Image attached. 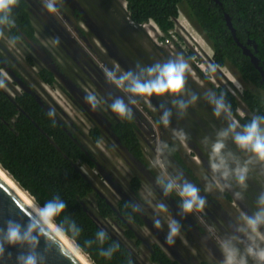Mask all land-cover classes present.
Returning a JSON list of instances; mask_svg holds the SVG:
<instances>
[{"label": "rangeland", "instance_id": "rangeland-1", "mask_svg": "<svg viewBox=\"0 0 264 264\" xmlns=\"http://www.w3.org/2000/svg\"><path fill=\"white\" fill-rule=\"evenodd\" d=\"M32 8V19L37 35L35 41L17 39L15 45L10 43L12 36L4 28L5 37L0 38V73L5 78L6 87L3 88L12 98L21 91L32 92L43 106L49 111L55 109V118L66 126L75 138L87 149L95 161L94 168L82 165L80 168L85 176L91 181L95 192L107 199L115 206L116 202L123 197H127L133 204L142 207L140 211L145 216V224L137 225L131 220H124L127 227L135 232V238H129L124 234V229L116 218H97L100 225L111 232L116 238L122 241L133 253L138 264H156L150 258L151 246L158 243L172 258L177 259L180 264H200L202 260L216 259L223 260L220 250V240L216 237L217 228L213 221L207 219L205 210L203 213L181 214L178 205L181 198L174 191L171 197L176 200L172 203V198L165 196L156 179L161 175L159 167H153L151 161L156 158V146L158 142H173L181 151L185 167L179 165L170 154L166 155V171L170 175H175L177 170L183 172L184 177L197 185L201 189V194L207 196L208 205L214 211L215 205L219 204L223 210H228L227 204L219 189L206 192L205 177L211 179L209 171L200 159V152L196 145L201 143L208 147L207 152H202L209 159L210 146L215 139V133L222 127L227 126V121L218 118L213 114V106L208 103L205 93L209 90L215 91L220 87L235 96L238 102L237 113L248 114L249 110L241 100L240 95L243 89L248 88L264 99V91L258 89L251 83L243 82L237 70L226 64L220 66L214 80L210 79L203 71L207 64H214L212 61L213 50L210 43L202 35L199 28L191 21L187 14L184 1L179 3L178 16L174 18L172 33L176 35L174 44H161L159 31L152 21L146 25L135 24L129 17L126 1L115 0L117 14L113 11L99 10L96 0H81L89 6H98L94 14L103 20L110 22L109 26L115 31L119 29L122 36L132 42L144 56V66L153 65L157 62L163 63L174 58L177 54H183L185 58L194 57L190 60L191 73L188 76L187 87L195 93L199 99L193 105V112L185 111L183 116L170 121L165 127L160 123L161 110L159 104L153 98L137 97V104L132 105L133 114L136 117L138 133L144 150V162L139 163L132 160L120 147L116 138L111 132V124L120 117L113 113L108 105L113 97H123L127 100L128 94L106 80L104 69H118L120 73L126 72V68L121 60L117 58L109 48L93 32L88 31V25L81 19H75L71 12V4L64 0H55L58 12L50 13L44 7L47 0H27ZM102 7L107 5L106 0H98ZM96 4V5H95ZM105 10V9H104ZM111 15H105L108 13ZM107 16V17H106ZM42 19V22L38 20ZM54 18L57 23L50 19ZM51 24L61 26L68 34L70 41L65 42L62 38L60 43L52 36L55 33ZM84 33L89 41L82 39ZM162 35H164L162 33ZM120 45V44H119ZM77 47L91 54L98 69L104 78H99L97 72H91L80 60ZM96 48L99 53L94 52ZM125 50L127 46L121 47ZM114 50V49H112ZM100 54V55H99ZM196 54V56H195ZM51 67L55 71V81L53 85L44 82L38 75L42 67ZM141 66V65H140ZM235 79L240 87L233 83ZM89 92L95 93L105 103H102L96 110H93L84 101V96ZM217 93V92H216ZM171 95H167V98ZM164 97V96H163ZM176 99L177 97H173ZM186 97H179L185 99ZM173 107L172 104L169 105ZM175 111L177 109L174 107ZM188 135L187 142L181 144L173 135L174 130L179 127ZM97 127L100 131L99 140L93 141L89 135V130ZM210 134V135H209ZM201 137V138H199ZM205 138L208 143H205ZM229 145H235L231 140ZM227 142V143H228ZM236 146V145H235ZM197 155V156H196ZM247 154L241 152V159H246ZM257 192L264 190V167L257 164ZM133 177L140 179L139 194H134L130 189V181ZM94 198L90 196L86 199L88 206H93ZM165 203L168 211H160L156 205ZM253 210L247 208L245 200L240 203L238 212L243 215H251L257 210V198L251 199ZM215 212V211H214ZM217 215V214H216ZM222 221V217L218 216ZM154 218H159L162 228L154 227ZM175 219L182 225L181 236L176 239L175 245L165 243V235L168 232V223ZM203 226L196 230V226ZM213 230L212 235L208 229ZM264 231V228L261 229ZM221 234L220 231H218ZM140 243H137L136 240ZM220 251L221 253L214 254Z\"/></svg>", "mask_w": 264, "mask_h": 264}, {"label": "trees", "instance_id": "trees-1", "mask_svg": "<svg viewBox=\"0 0 264 264\" xmlns=\"http://www.w3.org/2000/svg\"><path fill=\"white\" fill-rule=\"evenodd\" d=\"M125 1L129 17L134 23L153 21L164 34L173 29L174 18L179 13L178 5L184 1L189 18L212 47L213 63L233 66L243 82L251 83L264 91V80H261L260 72L234 41L224 18V13L227 12L237 37L243 44L248 43L264 69V0H219L221 5L215 0ZM12 18L15 26L10 29L6 27L10 36L20 39L35 38V27L26 0H19L18 6L13 8ZM38 75L49 85L54 84V74L46 68H40ZM217 91L226 93L232 112L241 124L248 123L253 114L264 115V99L259 93L248 88L242 90L240 98L249 113L240 115L237 113L238 102L235 96L221 88H217ZM48 113L32 92L21 91L12 98L0 88V165L41 206L53 196L61 197L67 208L57 219L63 220L67 216L82 229L78 243L94 264H129V260L132 264H138L129 248L103 228L97 218H116L129 238H135V232L127 227L124 220L143 225V218L139 212L132 210V203L127 198H120L112 206L105 197L95 192L91 181L80 168L82 165L95 167L92 154L64 124ZM112 128L128 152L141 160L143 149L137 134L135 116L131 121L120 118ZM89 135L97 142L100 131L97 127H92ZM167 144L170 148L175 147L172 142ZM170 155L182 162L177 149ZM130 183L133 192L137 194L140 179L134 177ZM90 196L94 198L92 207L86 202ZM101 229L108 233L109 238L103 245L97 242L87 247L85 241L95 240L96 233ZM114 242H119L120 249L111 259L99 255L101 248L107 249ZM136 242L140 243L138 239ZM149 258L156 264H180L156 242L151 246ZM200 264L218 263L202 260Z\"/></svg>", "mask_w": 264, "mask_h": 264}, {"label": "clouds", "instance_id": "clouds-1", "mask_svg": "<svg viewBox=\"0 0 264 264\" xmlns=\"http://www.w3.org/2000/svg\"><path fill=\"white\" fill-rule=\"evenodd\" d=\"M18 4L19 0H0V38L5 37V27L10 29L15 26L12 12ZM44 7L50 13L58 12L55 0H47ZM155 27L158 26L155 24ZM158 33L161 35L159 38L166 35L161 30ZM17 39V37H11L10 43L15 45ZM194 59V57L185 58L183 54H177L166 62H157L147 67L137 64L123 73H120L118 69L105 68L106 80L128 94L127 100L123 97L111 98L112 102L108 106L122 120L131 121L134 115L131 106L137 104V97L167 94L177 97L171 103L177 109V114L183 116L188 107L199 99L187 87L188 76L191 73L190 60ZM219 68V65L209 63L204 71L210 79L214 80ZM233 83L240 87L235 79ZM5 87V78L0 73V88ZM179 97L186 98L179 99ZM205 98L213 106V114L227 121V126L215 133V139L210 146L209 168L212 175L211 179L205 177L207 181L205 191L210 192L215 188L223 192L233 189L235 185L240 191H233L234 198L243 200V191L248 187L247 182L252 166L259 164L264 167V115L253 114L248 123L241 124L233 115L226 93L217 94L209 90L205 93ZM84 101L93 110L106 102L93 92L86 94ZM160 110L162 113L160 123L167 127L173 116L172 107L161 104ZM48 115L54 117L55 109H50ZM173 135L181 144L187 142L188 135L183 129L174 130ZM229 140L241 152L247 154L246 159H241L228 149ZM204 142L208 143L207 138ZM175 150V147L170 148L165 142L157 143V155L151 163L153 167H159L162 173L157 177L156 184L161 187L165 196L174 191L178 194L181 198L178 205L181 214L203 213L208 200L206 195L201 194V189L187 180L182 171L177 170L175 175H170L166 171V155ZM131 207L134 212L142 211L139 204H132ZM156 207L162 212L168 211L167 205L163 202L158 203ZM26 208L29 210L26 214V223L9 219L4 227H0V260H3L6 255L11 257L8 248L13 247L22 249L15 257V264H47L48 254L53 251L69 264H83L81 257L84 249L78 243L82 229L67 216L63 220L57 219L67 208L59 195L53 196L42 206L33 198L26 204ZM239 219L241 223L235 226L234 233L220 241V250L223 254L221 264H249L250 259L253 264H264V231H261L264 228V190H261L257 196V210L251 215H242ZM153 224L157 229L162 228L159 218H154ZM181 228L179 221L170 220L165 243L170 246L175 245L176 239L181 236ZM208 232L210 235L214 234L211 228ZM108 238V233L101 229L96 233V239L86 240L85 245L91 247L97 242L103 245ZM42 241L43 249H41ZM240 244L244 245L243 249L239 247ZM119 249V242H114L107 249L101 248L99 255L111 259ZM129 264H132L131 260Z\"/></svg>", "mask_w": 264, "mask_h": 264}, {"label": "flooded vegetation", "instance_id": "flooded-vegetation-1", "mask_svg": "<svg viewBox=\"0 0 264 264\" xmlns=\"http://www.w3.org/2000/svg\"><path fill=\"white\" fill-rule=\"evenodd\" d=\"M64 1L66 3L68 2L69 4H71V7H72L71 12H72L74 18L75 19H81V20H83V22H85L88 25V28H87L88 31L89 32H93L96 35V37H98V40H100V43L102 42L104 44V46H106L107 48H109L110 51L117 58L118 57L121 58V60H122V62H123V64H124V66H125V68H126L127 71L130 68H134L137 64H139L141 66H144V63H143L144 62V56H143L142 52L138 48L134 47L133 44H132V42H129L128 40H126L122 36V34L120 33L119 29H117V31H115L113 28H111L109 26V23L110 22L109 21L108 22H105L103 20L102 12L98 11L100 13L101 17H99L98 15H95L94 14V10L95 9L98 10V6H89L86 2H85V4H82L81 0H64ZM83 1H85V0H83ZM106 1H107L106 7L105 6L102 7L101 3L98 0H96V3L99 4V7H101V9H99V10H102L103 12L106 11V10H110V11H113L115 14H117L116 7L112 5V4H115V0H106ZM27 3H28V1H27ZM28 10L30 12L31 20H32V23H33L32 15H31V14H33V12H32V8H31V6H30L29 3H28ZM225 13H227V12H225ZM105 15L109 16L110 14L108 12ZM38 20L40 22H42V19L40 17H38ZM50 20L53 23H57V21L54 18H52ZM51 26L55 30V33H53V30H52V36L58 41V43L61 44V42H59V40L61 41V38L66 43L70 41V38H69L68 34L65 32V30H63L64 29L63 27H61L60 25L57 26L56 24L55 25L51 24ZM34 27H35V25H34ZM80 33L82 34V39H84L86 41H89V39L87 38V36L84 33H82V32H80ZM36 35H37V31H36V28H35V38L34 39L24 38L23 40L35 41L36 40ZM127 43H128L129 49H126L125 48V46H127ZM121 47H124L125 50L123 48H121ZM93 49H94V52L99 53L96 48H93ZM112 49H114V50H112ZM77 50H78V55L80 57V60H82V62L87 66V68L92 73L93 72H97L99 78H104L103 75H102V73H101V71L98 69V66H97L96 62L92 58L91 54L85 52L83 50V48H81V47H77ZM195 56H196V54H195ZM47 67L48 68H46V67H42V68H46L47 70H49L53 74H55V71L51 67H49V66H47ZM54 77H55V75H54ZM217 88H220V87H217ZM217 88H215V90H216L217 94H219L220 92L217 91ZM165 97H167V94L164 95V97L163 96H157V95L151 96V98H153L159 104L160 103L161 104H167V106L170 107L169 105L172 104L171 101L174 98L171 97V96H169V97H171V99L170 98H167L166 99ZM172 110H173V114L176 115L175 117L179 119L180 118V115L177 114V112L175 111L174 107H172ZM187 111L193 112V108L191 106H189L188 109H187ZM235 118H236V116H235ZM135 120H136V117H135ZM172 120H175V118L172 117L171 118V121ZM113 124H111V126H110L111 132H112L113 136L116 138V140H117L118 144L120 145V147L124 150V152L132 160H134L136 162H139V163L144 162V150H143V158L141 160L133 157L128 152V150L119 142L118 138L114 134L113 128H112ZM178 129L181 130L180 127ZM137 134H138V137H139V140H140V143H141V139H140V136H139V133H138V127H137ZM199 138H201V137H199ZM200 142L201 143H199V144L196 145L197 150L200 152V155H201L200 156V159H201L203 165L209 171H211L210 168H209V159L207 157V154H206V156H204L205 152H207V150H208V147L206 146V144H203L202 140H200ZM228 145H229V142H228ZM141 146H142V143H141ZM175 147H176V149L179 151V153L181 155L182 162H178L174 158L173 159L179 165H181L182 167H185V161L183 160L181 151H180V149L176 145H175ZM142 149H143V147H142ZM228 149H230L231 151H233L234 153H236L239 157H241V151L237 148V146H235V145L232 144L231 146H228ZM202 152H204V154H202ZM257 169H258L257 168V165L252 166V169H251V171L249 173V179H248V182H247L248 183V187H247L246 190L243 191L244 200H245V202L247 204V208H249L250 210H253L252 203H250V204H248V203L250 202L251 199H256L257 196H258V194L260 193V192H257V185H256V182H257L256 181V178H257ZM262 180H264V179H262ZM262 182L264 183V181H262ZM130 189L133 192L132 187H131V183H130ZM233 191H240V189L237 186L233 185V189H231V190H225L222 193V195L224 196V200H225V202L227 204L228 210L225 211V210H223L222 206H220L219 204L215 205L214 203H212V204L215 206L214 207V211L215 212L211 208H209V207H206L205 208V215L207 216V219L210 220V221H213L216 224V228H217L216 237L220 241L223 238H225L226 236L233 234L234 231H235V226L237 224L241 223V221H240L239 218L243 215V213H241V215H240V213L238 212V210L240 209V203L243 200H236L234 198V196H233ZM138 194H139V192H138ZM168 197L172 198L171 197V194H169ZM123 198H127V197H123ZM128 200L132 203V201L130 199H128ZM174 202H176V200L174 198H172V203H174ZM139 214L143 218V224H145V221H146L145 220V216L140 211H139ZM216 214L218 216L224 218V219H222V221L218 220V217H217ZM202 227L203 226H201V225L196 226V230H198V228L200 229ZM218 231H220L221 234H219ZM239 247H241V249H243L244 245L243 244H240ZM217 253L219 254L221 252L217 250V252H215L214 254L216 255ZM210 260L211 261H215L218 264H221V261H218L216 259H210ZM249 264H253V262L251 261V259L249 260Z\"/></svg>", "mask_w": 264, "mask_h": 264}, {"label": "water", "instance_id": "water-1", "mask_svg": "<svg viewBox=\"0 0 264 264\" xmlns=\"http://www.w3.org/2000/svg\"><path fill=\"white\" fill-rule=\"evenodd\" d=\"M215 2L221 4L219 0H215ZM224 18L234 41L242 49V52L245 55L249 56L252 64L260 72L261 80H264V69L259 65L257 56L248 47V43L243 44L239 40L236 35V30L232 24L231 17L228 13L224 14ZM26 204L27 203L18 195V193L11 187V185L0 175V227H4L6 221H8L9 219H14L21 223H26V214L29 211L26 208ZM41 249H43V241L41 242ZM20 251H22V249L9 247L8 252L11 253V257L6 255L3 260H0V264H15V257L19 254ZM47 264H69V262L63 257L59 256L55 251H53L48 254Z\"/></svg>", "mask_w": 264, "mask_h": 264}, {"label": "bare ground", "instance_id": "bare-ground-1", "mask_svg": "<svg viewBox=\"0 0 264 264\" xmlns=\"http://www.w3.org/2000/svg\"><path fill=\"white\" fill-rule=\"evenodd\" d=\"M0 175L11 185V187L18 193V195L26 203H28L33 199L32 196L23 188H21L18 185V183L10 176V174L2 168L1 165H0ZM81 258L83 260V264H94L85 253L82 254Z\"/></svg>", "mask_w": 264, "mask_h": 264}, {"label": "built area", "instance_id": "built-area-1", "mask_svg": "<svg viewBox=\"0 0 264 264\" xmlns=\"http://www.w3.org/2000/svg\"><path fill=\"white\" fill-rule=\"evenodd\" d=\"M142 25H146L145 23H143ZM157 28V30L160 32V30H159V28L158 27H156ZM176 35H174L173 33H172V29L171 30H169V32H168V34H166V35H164L162 38H159L160 39V43L161 44H168V43H170V44H174V41L176 40V37H175ZM204 71V70H203ZM205 73V72H204Z\"/></svg>", "mask_w": 264, "mask_h": 264}]
</instances>
